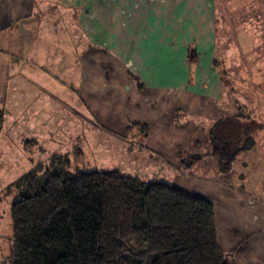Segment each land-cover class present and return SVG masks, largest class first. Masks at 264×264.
<instances>
[{"label":"crops","instance_id":"obj_1","mask_svg":"<svg viewBox=\"0 0 264 264\" xmlns=\"http://www.w3.org/2000/svg\"><path fill=\"white\" fill-rule=\"evenodd\" d=\"M217 3L0 0V156L12 155L19 131L35 137L41 129L37 138L48 157L87 150L113 163L100 172L164 183L213 203L231 262L264 264V140L253 135V148L237 154L226 173L215 156L221 143L232 155L228 147L245 142L249 121L234 120L245 115L238 102L264 123V94L252 89L251 102L228 101L216 65ZM256 9L232 16L248 15L233 27L246 29L237 35L245 45L259 39L254 29L264 19ZM239 158L244 175L234 171ZM8 164H0V189L29 172ZM254 176L255 197L236 186Z\"/></svg>","mask_w":264,"mask_h":264},{"label":"trees","instance_id":"obj_2","mask_svg":"<svg viewBox=\"0 0 264 264\" xmlns=\"http://www.w3.org/2000/svg\"><path fill=\"white\" fill-rule=\"evenodd\" d=\"M254 30L264 35L263 26ZM241 41L240 49H252L247 59L264 50L260 38L255 44ZM257 67H264V57L241 71H252L256 81L261 73ZM254 81L253 91L260 94L263 84ZM246 118L252 117L234 120ZM137 127L148 135L146 126ZM249 134L250 128L243 131ZM232 145V155L219 145L215 148L224 173L255 140L251 134L243 145ZM72 162L69 154L55 155L12 185L16 198L11 204V264H233L219 243L213 203L118 171H72Z\"/></svg>","mask_w":264,"mask_h":264},{"label":"rangeland","instance_id":"obj_3","mask_svg":"<svg viewBox=\"0 0 264 264\" xmlns=\"http://www.w3.org/2000/svg\"><path fill=\"white\" fill-rule=\"evenodd\" d=\"M217 16H218V23L220 25V39L218 40V54H217V64L220 68L223 82L225 84L226 88V96L228 97V101L233 104L237 100H243L244 102H251L252 99H250V95L248 94V91L250 93V90L253 89L252 82L254 81V77L252 71H241L244 67H248L249 65L254 62V60L260 59L261 57H264V50L260 52V54L254 59H247L245 58L246 52H249L252 49L247 48L246 50L240 49V46L237 40V35L239 34L237 31L240 29L238 26H236V29L234 30L233 27L244 20L246 16L248 15H242L239 17L232 18V16L238 12V10H243L247 7H250L252 5H256V10H261V15L264 19V0H245V1H239V4H236V1L233 0H217ZM231 1V2H230ZM263 11V12H262ZM258 17V16H257ZM232 18V19H231ZM256 19V18H255ZM261 26L264 28V20L261 22ZM246 30V29H245ZM244 31V30H243ZM264 33V32H263ZM260 38V45L264 44V35ZM242 42V41H241ZM244 44V41L242 42ZM251 47V46H250ZM243 67V68H242ZM256 71H261L259 76H257L256 81H254V84H263L262 91H264V67H257ZM256 82V83H255ZM253 93V92H252ZM254 94V93H253ZM244 97L249 98V101L247 99H244ZM253 100H255L253 98ZM237 103V102H236ZM237 107L242 106L240 109H238L239 114L244 113L246 116L250 115V108L247 107V109L241 104L240 102L237 103ZM245 108V109H244ZM244 109V110H243ZM259 114H255V116L252 117V119L246 120L244 119L243 122H246L245 126H249L250 132L252 135H254L255 139L261 138L264 140V123L262 124ZM2 117L0 116V127L2 126L1 123ZM254 119V121H252ZM252 122V123H251ZM254 122V123H253ZM41 128V127H40ZM134 126L130 128V131H133ZM137 128V127H136ZM41 130V129H39ZM38 130V132H39ZM38 132L35 133V137L26 136L20 133H17L16 141L12 145L11 148H13V151L11 152L12 155L9 156V158L5 157V155L0 156V164L3 165V168L5 166L7 167L10 162H13V165L22 163L25 168H28L30 173L35 168H38L40 166H44L48 164V162L53 158V156L48 157L47 153L43 152L42 146H40V139L37 138ZM254 133V134H253ZM245 135V140H248V137L251 135ZM129 135V134H128ZM130 136V135H129ZM37 140H39L37 142ZM7 142V140L5 141ZM42 143V142H41ZM263 142H261L262 145ZM225 144L221 143L219 144L220 148L223 147ZM16 147L19 148V151L16 149ZM264 149V146H262ZM228 150H231V147H228ZM87 151V150H86ZM81 151L79 149L72 150L70 152V157L73 158L74 162H72V171H75L77 169H80L82 171H95V170H105L113 168L112 164L109 162H103L99 159L98 156L93 154L92 156L89 154L90 152ZM227 151V149H226ZM259 153V150H257ZM22 153V154H21ZM85 153V154H84ZM94 153V152H93ZM65 155V154H62ZM24 156L27 157L29 161V165H24ZM76 158V160H75ZM109 163V164H108ZM25 168L23 170L25 171ZM251 170L254 169V162L250 164ZM234 171L240 175L246 172V168L244 167V159L239 158L236 161ZM24 172L19 173L18 175L23 174ZM25 173V174H28ZM24 174V175H25ZM23 175V176H24ZM260 175V172L258 171L255 176ZM21 176V177H23ZM254 176V181L250 184L244 185V182L239 181V183H236V186H242V191L249 193V195H252L255 197V195L259 194V188H257L256 178ZM18 177V176H17ZM19 178V180L21 179ZM2 182H5V179H2ZM18 181V180H17ZM17 181H14L13 184H15ZM12 184V185H13ZM8 186L6 189H0V264H11L14 256V242H13V225L11 221V204L16 198V189L14 186ZM0 188H3V186L0 185Z\"/></svg>","mask_w":264,"mask_h":264}]
</instances>
